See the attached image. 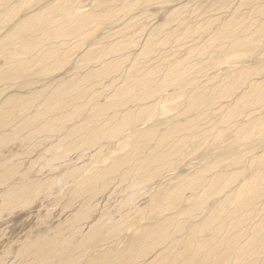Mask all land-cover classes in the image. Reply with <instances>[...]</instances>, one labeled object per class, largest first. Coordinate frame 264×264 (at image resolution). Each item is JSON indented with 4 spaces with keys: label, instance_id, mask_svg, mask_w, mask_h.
I'll list each match as a JSON object with an SVG mask.
<instances>
[{
    "label": "bare ground",
    "instance_id": "6f19581e",
    "mask_svg": "<svg viewBox=\"0 0 264 264\" xmlns=\"http://www.w3.org/2000/svg\"><path fill=\"white\" fill-rule=\"evenodd\" d=\"M90 1L0 0V264H264V0Z\"/></svg>",
    "mask_w": 264,
    "mask_h": 264
},
{
    "label": "rangeland",
    "instance_id": "374dc122",
    "mask_svg": "<svg viewBox=\"0 0 264 264\" xmlns=\"http://www.w3.org/2000/svg\"><path fill=\"white\" fill-rule=\"evenodd\" d=\"M86 1H87V3L89 4V1H90V0H86ZM208 1H209V0H208ZM208 1H207V2H208ZM90 4L92 5V4H93V1H90ZM143 5H144L145 7L141 8V9L148 10L151 14H153V15L151 16L152 19L150 18V19L147 21L148 27H149L151 24L153 25V26L151 25L152 27H154L156 24H159L160 22H158V19L161 18V17H163V15H164V14L162 13L163 10H160L158 13L156 12V11H157V7L160 6V5L157 4V3H153L152 5H148V4H145V3H144ZM149 6H150V8H149ZM151 6H152V7H151ZM153 6H155V7H153ZM161 6H164V5L162 4ZM155 8H156V9H155ZM161 14H162V15H161ZM185 14H186V13H184L183 16L186 17V18H187V17L189 18V17H193V16H195L194 14H190V13H187L186 16H185ZM154 20H155V21H154ZM153 22H154V23H153ZM149 24H150V25H149ZM175 25H176L175 22H173L172 25L170 24V25H168L169 27H168V26H167V27H168V28H172V27H175ZM151 26H150L149 28H151ZM176 26H177V25H176ZM101 31H102V30L99 29V30H98V33H100ZM98 33H97V34H98ZM140 34H141V33H140ZM122 35H123V34H122ZM143 35H144V33H142V34L140 35V37H141V36H142V37H141V38L139 37V40L143 38ZM185 42H187V43H189V42L193 43L190 39H187ZM107 43L110 44L111 42L109 41V42H107ZM166 45H167V44H166ZM166 45L163 46V47H158V48H155V49H154L153 54H152L153 56L151 55L152 57L150 56L151 58H149V59L147 60V62H149V63H147V67L151 68V67H153V65H154V66H158V65H159V62L162 64V67H160L161 69H162L164 66H166L167 63H166L165 60H164V59L166 58V55H164V56L159 55L160 52L168 53L169 51H171V48H169V47L171 46V44H170V45H167V46H166ZM174 46H175V47H174ZM165 47H166V49H165ZM177 47H178V46H176L175 43H174V44L172 43V50H173V49H178ZM135 48H136V47H135ZM135 48H130V49H128V50H132V49H135ZM168 48H169V49H168ZM162 50H163V51H162ZM156 51H157V52H156ZM167 51H168V52H167ZM154 52H155V54H154ZM156 54H157L158 56H156ZM156 57H157V58H156ZM159 57H160V58H159ZM161 57H163V58H161ZM197 57H198V58H197ZM197 57H194V58H193V59H194L193 61L200 62V61H202V60L205 59V58H202V57H199V56H197ZM150 59H151V61H149ZM152 59H153V60H152ZM154 59H155V60H154ZM159 59H160L161 61H159ZM162 60H164V61H162ZM158 61H159V62H158ZM154 62H155V63H154ZM157 62H158V63H157ZM189 62H190V61H189ZM229 62H230V61H229ZM231 62H232V61H231ZM150 63H151V64H150ZM164 63H165V65H164ZM148 64H149V65H148ZM155 64H156V65H155ZM188 64H189V63H188ZM196 64H197V63H196ZM226 64H227V63H226ZM192 65H193V64H192ZM197 65H198V64H197ZM220 67H221V66H220ZM161 69H159V72L157 73V76H156V78H158V76H159V80H160V78H161V72H162V74H163V71L160 72ZM213 72H215V71H213ZM102 73L105 75L104 72H102ZM102 73H101V75H98L99 77H98V76H97V78L94 77V78L92 79V81L89 80V82L87 81L86 83H91V82H92V83H93V82L95 83V82H99V81H103V83H108V82L111 80V78H114V76H115L114 73H113V74H110V78H109V76H107V75L103 76ZM159 73H160V74H159ZM102 77H104V78H103L104 80H102ZM105 77H106V78H105ZM98 78H99V80L97 81ZM200 78H201V77H200ZM94 80H95V81H94ZM101 83H102V82H101ZM96 89H97V90H96ZM99 89L102 90V91H100V92H101V95H102V94H106V93H108L109 91L113 90V88H108V90H107V89H102V88H100L99 86H95V88H94L93 91L98 92ZM168 89H171V90H168ZM105 90H106V91H105ZM165 90H166V91H165ZM173 90H176V89H174V88H166V89H163V90H161V91H158V92H157V95L160 96V97L164 95V98L167 97L166 99H168V98L170 97V98L172 99V101H169V103L172 104L171 102L174 101V102H173L174 105H170V104H169V106H170L169 109H170V108L173 109V108L175 107L174 109L177 111L178 108H179L178 106H180V105L182 104V102H183V100H184V97H183V98H182V97H179V98H173V97H172V95L174 94ZM164 91H165V92L168 91L169 93L167 92V94L165 93V94L162 95L161 93H164ZM178 91H179V90H176L175 93L178 92ZM102 92H103V93H102ZM104 92H105V93H104ZM172 92H173V93H172ZM171 93H172V94H171ZM170 94H171V95H170ZM158 96H157V97H158ZM168 96H169V97H168ZM173 96H174V95H173ZM99 97H100V96H99ZM170 98H169V99H170ZM150 100H151V99H150ZM150 100L147 99V100L144 101V102H148V101H150ZM175 100H176V101H175ZM181 101H182V102H181ZM150 102H152V100H151ZM178 102H179V103H178ZM180 102H181V103H180ZM176 103H177L178 105H177ZM154 106H155V105H154ZM171 106H172V107H171ZM176 106H177V107H176ZM155 108H156V109H155ZM155 108L152 110L153 112H151V117H152V119L155 120L154 123L157 122V121L162 122V121L166 120L167 118H169V117H170V114H171V117H172L173 114H174L173 111L176 112V111L173 109V111L170 110V112H171L170 114H167L169 111H168V112H167V111H164V110L160 111L159 109H162V108H160V107H159V108H158V107H155ZM154 112H155V113H154ZM145 113H146L145 111H143V113H141V120H143V117H144L145 121H146L147 119L150 118V117H148L147 113H146V114H145ZM152 113H154V114H152ZM165 113H166V114H165ZM172 113H173V114H172ZM176 113H177V112H176ZM145 115H146V116H145ZM167 115H168V116H167ZM174 115H175V114H174ZM156 116H157V117H156ZM158 118H159V119H158ZM156 119H157V120H156ZM161 119H163V120H161ZM145 121L140 122L139 125H140V126L143 125V123H144ZM155 124H156V123H155ZM157 124H159V123L157 122ZM132 128H134V127H132ZM132 128H131V129H132ZM209 137L212 138V136H209ZM210 138H209V139H210ZM209 143H212V140H209ZM8 145H9V144H8ZM9 146H14V145H9ZM16 151H17V150L14 151V154H8L7 157H8V158H12V161H13V162H18V161H20V164H21L22 166L27 165V164L30 163L29 161H24L22 158L13 157V156H15ZM35 152L39 153V150H36ZM4 156H5V155H4ZM5 158H6V157L0 158V159H5ZM22 160H23V161H22ZM186 161H187V160L184 161V165H181V163H180V165L183 166L185 170L189 171V170H191L190 168H191L192 164L189 165L188 163L191 162V160L188 159L189 162H188V161L186 162ZM185 162H186V163H185ZM201 162H202V161H201ZM187 164H188V166H187ZM186 166H187L188 168H186ZM35 168H36V167H35ZM191 171H192V170H191ZM34 210H35V208H32V209H31L32 212H33ZM25 213H26V212H24V214H25ZM24 214H23V213H19V214L17 213V214H14L15 217H13V216H14V215H13V216H11V217H9V218L13 220V223H15V220H17L16 223H17V224H21V226H20V230H21V234H20V236H32V235H30V234L27 232L28 229H27V225H26V223H25V221H24V217H23ZM16 215H17L18 217H17ZM20 217H21V218H20ZM18 220H19V221H18ZM1 223H2V221L0 220V227H1ZM11 246L13 247V244L10 245V248H9L8 250H10V249L12 248Z\"/></svg>",
    "mask_w": 264,
    "mask_h": 264
}]
</instances>
